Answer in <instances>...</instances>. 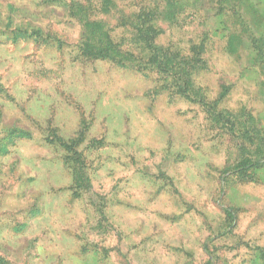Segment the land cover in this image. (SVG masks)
Wrapping results in <instances>:
<instances>
[{
	"label": "rangeland",
	"instance_id": "374dc122",
	"mask_svg": "<svg viewBox=\"0 0 264 264\" xmlns=\"http://www.w3.org/2000/svg\"><path fill=\"white\" fill-rule=\"evenodd\" d=\"M72 1L0 0V264H264V0L95 1L190 86L87 55Z\"/></svg>",
	"mask_w": 264,
	"mask_h": 264
},
{
	"label": "trees",
	"instance_id": "16d2710c",
	"mask_svg": "<svg viewBox=\"0 0 264 264\" xmlns=\"http://www.w3.org/2000/svg\"><path fill=\"white\" fill-rule=\"evenodd\" d=\"M95 1L101 5L100 8L104 12V2L106 0L72 1L69 4L73 15L82 24L81 45L87 55L100 59H108L124 67L129 66V64H138L140 66L144 64V66H149V68L155 69L158 72L167 73L168 78H172L176 83H180V85L183 83L189 85L190 76L188 75V70L185 67L183 68V63L178 58V55L157 45L155 42L153 24H149L147 21H141L136 24L131 31L127 47L123 48L121 44L123 41L121 43L117 41L118 38L113 33L114 29L111 26L109 27V23L99 19H92L89 9L94 5ZM238 1L236 0L235 2L238 3ZM127 17L133 19L131 15H127ZM131 24L133 25L132 22ZM245 24L243 23V25ZM19 36H23L22 32L19 33ZM233 37H236V35ZM253 41H255L259 53H263L264 46L261 42L262 40L253 38ZM252 167H254L253 163L243 161V163L238 165L237 172H240L241 176L249 177L253 175V171H249Z\"/></svg>",
	"mask_w": 264,
	"mask_h": 264
}]
</instances>
